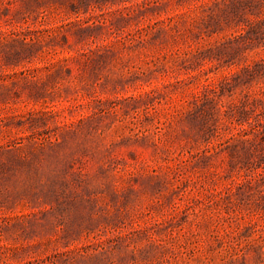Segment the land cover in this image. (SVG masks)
<instances>
[{"label": "rangeland", "instance_id": "1", "mask_svg": "<svg viewBox=\"0 0 264 264\" xmlns=\"http://www.w3.org/2000/svg\"><path fill=\"white\" fill-rule=\"evenodd\" d=\"M0 264H264V0H0Z\"/></svg>", "mask_w": 264, "mask_h": 264}]
</instances>
